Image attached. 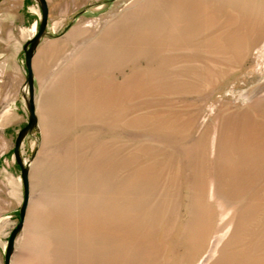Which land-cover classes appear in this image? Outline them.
Here are the masks:
<instances>
[{
  "label": "rangeland",
  "instance_id": "obj_1",
  "mask_svg": "<svg viewBox=\"0 0 264 264\" xmlns=\"http://www.w3.org/2000/svg\"><path fill=\"white\" fill-rule=\"evenodd\" d=\"M235 1L190 0L196 16L162 31L158 55L125 63L111 33L145 27L126 18L145 0H48L11 264H264V0ZM40 20L37 0H0V92L7 81L15 107L0 110V264L25 196L14 146ZM13 41L19 78L2 55Z\"/></svg>",
  "mask_w": 264,
  "mask_h": 264
},
{
  "label": "bare ground",
  "instance_id": "obj_2",
  "mask_svg": "<svg viewBox=\"0 0 264 264\" xmlns=\"http://www.w3.org/2000/svg\"><path fill=\"white\" fill-rule=\"evenodd\" d=\"M145 1L147 2L148 5L144 7L138 6L135 8L136 10L134 12L128 11L126 13L127 22L138 20L139 23H142L143 21V23H145V27H140V29H137L132 24V26L127 31H120L121 28H119L111 33L110 46L112 47L113 50L112 51L113 60L114 58H116L117 53H120V55L123 56L125 63L127 62L129 57H137V58L146 57L147 59H149L148 57L152 55L155 54L158 55L161 47L160 46L161 35H164L162 31L167 32L168 36L169 34L172 36L173 32L175 33V30H177L176 27L184 26L182 22L184 17L190 16L189 18L192 19L193 16L194 17L196 16L195 12L190 14L191 12L190 10H188V12L186 11L188 7L189 8L192 7L191 8L192 11L196 10L193 9L194 8V6L192 5L193 2H189L190 0L189 1L188 0H145ZM201 1H205V0H200V2ZM237 1L238 0H236L235 2ZM181 4L185 6L183 7V5ZM188 4L189 6L187 7L186 5ZM238 5L240 6L243 5V7L246 6L248 7V2L243 0V2L238 3ZM218 7L220 9V4H218ZM208 18H210L209 14H208ZM170 30L172 31L169 32ZM30 31H31L30 36L31 35L33 36L36 33L37 31L36 23H34ZM190 35L192 37V33H190L189 36ZM211 41L212 40L210 39L204 38L201 43L203 44L205 43L211 46L213 44ZM149 46L154 47V49L156 50L153 52L152 49L148 48ZM113 63L115 64V61Z\"/></svg>",
  "mask_w": 264,
  "mask_h": 264
},
{
  "label": "water",
  "instance_id": "obj_3",
  "mask_svg": "<svg viewBox=\"0 0 264 264\" xmlns=\"http://www.w3.org/2000/svg\"><path fill=\"white\" fill-rule=\"evenodd\" d=\"M37 1L41 7L40 24L36 33L32 37H30L23 45V49L25 51V64L27 69L26 85L28 89V95H25V99L29 111V118L27 123L18 131L14 146V157L21 167V175L24 183L25 196L23 203L20 207L19 222L12 229L7 241V247L5 252V264H11V259L15 250L17 236L22 231L25 224L30 199V167L24 163V159L21 153V147L26 135L32 132L33 129H35L39 123V118L36 111L35 74L33 61L40 41L47 33L50 11L48 0Z\"/></svg>",
  "mask_w": 264,
  "mask_h": 264
},
{
  "label": "crops",
  "instance_id": "obj_4",
  "mask_svg": "<svg viewBox=\"0 0 264 264\" xmlns=\"http://www.w3.org/2000/svg\"><path fill=\"white\" fill-rule=\"evenodd\" d=\"M62 1L65 3V2H71L74 0H62ZM62 6L63 8H67L64 14L65 15H67L68 13L70 14V11H69L70 8L67 5H62ZM9 47L11 48V50L2 53V55L7 56L10 62L15 63V66L17 67L18 78H19L21 77V75H23V69H24L23 58H20L22 50L18 48L16 41H13V43L11 42ZM33 66H34V61H33ZM34 74H35V70H34ZM12 90L13 88L11 89V87L7 84V81L5 84L3 83L2 90L0 92V110H2L3 113L8 112V111L9 112L15 111V107L12 104L9 105L8 108H6L8 106V103L10 102V101L8 102L7 98L8 96L12 94Z\"/></svg>",
  "mask_w": 264,
  "mask_h": 264
}]
</instances>
